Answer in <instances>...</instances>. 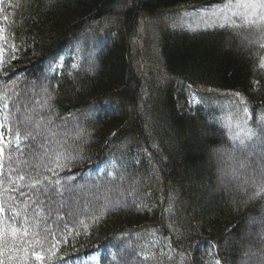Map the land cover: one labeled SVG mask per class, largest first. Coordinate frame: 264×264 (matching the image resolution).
Segmentation results:
<instances>
[{
  "label": "trees",
  "instance_id": "trees-1",
  "mask_svg": "<svg viewBox=\"0 0 264 264\" xmlns=\"http://www.w3.org/2000/svg\"><path fill=\"white\" fill-rule=\"evenodd\" d=\"M236 2L0 0V220L27 229L15 245L27 251L0 247L4 264H204L206 245L240 264L259 250L264 22L184 18ZM39 82L32 137L20 121ZM220 150L240 158L235 175L263 174L221 186ZM94 192L114 205L78 207Z\"/></svg>",
  "mask_w": 264,
  "mask_h": 264
},
{
  "label": "rangeland",
  "instance_id": "rangeland-1",
  "mask_svg": "<svg viewBox=\"0 0 264 264\" xmlns=\"http://www.w3.org/2000/svg\"><path fill=\"white\" fill-rule=\"evenodd\" d=\"M235 10V9H233ZM239 11H243L242 9ZM189 13V12H188ZM185 19H187V25L188 28L191 29H198V28H203V27H211L214 25H219V24H232L236 21H240L241 23L247 24L246 20L241 17L240 15H232V11L229 10L228 8L225 9H221L220 7H198L193 9L189 14H187L185 17ZM191 22V23H190ZM263 22L261 21H257V23L255 24V26L259 27L260 25H262ZM252 25V24H251ZM0 29L2 28V20H1V15H0ZM3 32L0 33V38H3ZM3 44L0 42V62L2 60L3 57ZM28 88V87H25ZM28 90H33L32 92L36 94H40L41 98L39 99L40 104H38L37 101L34 100V102L30 101V104L32 103L31 107L26 108L24 111V116L22 118V120L20 121V124L22 126H25L26 128H28L29 130H31V136L33 137V132L35 131V133L37 131H39L38 129L41 128L39 127V124H37L36 122V118L34 119V113H35V109L38 110L40 108V106L42 108L45 107L44 104V100H45V95L48 93V86L45 85V83L43 84V82H39L36 86L32 85L29 86ZM24 102H21V105H23ZM36 105V107H34ZM25 106L23 105V108ZM38 108V109H37ZM75 126V124H71L70 125ZM33 130V131H32ZM42 135V134H41ZM67 135V134H66ZM65 135V136H66ZM7 138L4 135V131H3V123H2V109L0 107V148H3V146L6 144ZM52 142V139H51ZM53 143V142H52ZM39 154V150L37 151V149H35V153ZM246 152L241 153V159H246L244 157H246L245 155ZM249 153V152H247ZM36 156V154H35ZM218 156L220 158V184L221 186H228L230 185L231 187H234L236 189H243V185H247V184H251L253 183L255 180H257L256 177H250L254 172L257 176L261 175L263 173L258 172L256 170H247L246 173H244L245 175H235L238 174L237 172H235L236 168H241V164L239 165V163L237 161L240 160V158L237 159V161H234V158L231 157V155H227L226 152L224 151H219L218 152ZM247 161V160H246ZM238 163V164H237ZM254 167H258V163L256 161H254ZM263 164V162H262ZM235 166V167H234ZM242 169V168H241ZM252 173V174H251ZM244 177L241 178V180L239 179V177ZM237 178V179H236ZM247 178V179H246ZM240 181H239V180ZM249 180V181H246ZM238 182V183H237ZM119 193V195H121L120 191H117ZM116 193H112L111 195L104 197L103 195L98 194L97 192L92 193V195H89L87 198H81V200L78 202H76L77 197L76 196H71V204L73 206H76V203L79 204L78 207L83 208L86 210V206L92 207L95 206L98 209H101V207L105 206H109L111 204L114 205V202L116 200ZM77 204V205H78ZM112 205V206H113ZM248 230L250 231L251 236H253L254 240L257 239V241L260 244L259 246V250L258 251H254L251 250L249 252L248 255H246L245 257H243L240 261V264H264V215L257 221H251L249 222V227ZM214 254V250L212 248L211 245H206L203 248V262L204 264H216V262L211 261V257Z\"/></svg>",
  "mask_w": 264,
  "mask_h": 264
},
{
  "label": "snow or ice",
  "instance_id": "snow-or-ice-1",
  "mask_svg": "<svg viewBox=\"0 0 264 264\" xmlns=\"http://www.w3.org/2000/svg\"><path fill=\"white\" fill-rule=\"evenodd\" d=\"M226 8L232 11V15H240L243 17L247 23L255 25L257 21L264 22V0H237L235 4L226 5ZM235 9V10H233ZM243 11H239V10ZM7 19V17H5ZM3 29H0V33H2ZM264 47V45H261ZM29 135H31L29 133ZM16 139L19 140L20 136L19 133L16 135ZM19 147V145H17ZM3 148H0V156L3 155ZM3 165L0 164V174H2ZM20 179H23L21 176ZM13 183H15L13 181ZM4 212V208L0 205V213ZM21 234H27V229H23L22 233L21 230L18 229L11 223H5L4 221L0 220V247L10 250H24L26 249H15V245L20 239ZM42 257L37 254V259H41ZM0 264H4L2 260H0ZM219 264V261L216 262Z\"/></svg>",
  "mask_w": 264,
  "mask_h": 264
}]
</instances>
